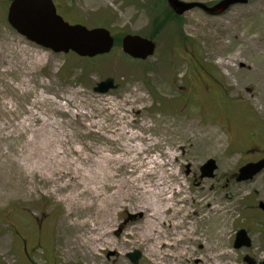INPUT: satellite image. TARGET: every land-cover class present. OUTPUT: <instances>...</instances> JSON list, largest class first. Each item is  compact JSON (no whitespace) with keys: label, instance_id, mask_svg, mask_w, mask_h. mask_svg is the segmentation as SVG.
Returning a JSON list of instances; mask_svg holds the SVG:
<instances>
[{"label":"rangeland","instance_id":"1","mask_svg":"<svg viewBox=\"0 0 264 264\" xmlns=\"http://www.w3.org/2000/svg\"><path fill=\"white\" fill-rule=\"evenodd\" d=\"M161 1L163 14L170 7ZM9 2L0 0V264H132L127 255L134 251L141 254L139 264H206L198 260L206 254L195 244L184 257H152L141 237L147 226L131 209L134 201L115 209L113 247L102 249L96 262L59 251L58 224L73 190L56 191L62 181L72 186L70 176L64 177L71 166L57 155L61 142L90 156L84 172L70 171L85 183L84 175H105L96 149L119 156L122 130L158 142L148 157L167 161L164 153L174 152L169 165L183 179L190 212L205 215L208 202L224 208L222 244L228 254L222 264H246V256L264 264V213L257 208L264 202V171L249 182L234 178L241 166L264 157V97L256 100L264 94V78L253 80L247 72L264 66V0L235 5L219 16L199 9L185 13L178 22L186 42L171 23L160 31L152 27L157 0H54L70 24L152 41L154 54L144 62L125 56L121 46L93 59L54 54L9 26ZM233 69L234 77L228 76ZM108 78L117 88L94 92ZM208 160L216 162L214 177L201 178ZM168 169H162L164 176ZM127 170L118 175L123 178ZM241 229L251 246L235 249ZM196 237L205 241L204 224Z\"/></svg>","mask_w":264,"mask_h":264},{"label":"bare ground","instance_id":"2","mask_svg":"<svg viewBox=\"0 0 264 264\" xmlns=\"http://www.w3.org/2000/svg\"><path fill=\"white\" fill-rule=\"evenodd\" d=\"M252 39L249 40L251 42ZM219 49L223 44L217 42ZM224 48V47H223ZM222 66H227L223 61ZM234 71L228 70V76L234 77ZM251 79L259 76L264 78V66L252 67L247 70ZM261 90V89H260ZM264 97L262 91L257 95L259 102ZM119 136H124L125 141L119 156L106 149H96L94 154L98 157V163L105 173L101 177L84 175L85 183H78L77 177L71 175V170L80 174L84 172L83 165L90 162L91 158L69 145L68 141L61 142L62 148L58 157L67 159L71 166L70 171L64 173V177L70 176L69 183L58 186L56 191L72 187V196H68V212L60 220L58 247L67 256H80L87 262L98 260L102 249L113 247L110 234L115 224L112 215L115 209L121 208L126 203L132 204V211L139 213L147 226L141 234L142 243H148L151 256L158 259L170 257H184L189 250V245H197L198 252L206 256L198 258L206 264H222L228 252L222 244L225 225L222 221L224 208L206 203L205 215L196 211L190 212L187 207L188 196L182 178L170 168L169 162L176 160L177 156L171 150L164 153L165 161L161 156L148 157V152L158 145L157 141L144 138L136 133L126 130L120 131ZM118 137V136H117ZM117 137H106L108 141L118 142ZM216 144L221 143L220 138H215ZM69 145L66 147L65 145ZM88 161V162H87ZM130 168L124 172L125 176H119L120 169ZM169 176H164L162 169ZM176 180H168L169 177ZM57 183V182H55ZM186 190V191H185ZM131 204L128 206L130 207ZM117 211V210H116ZM205 226V241L197 238L199 227ZM222 228L218 233V228ZM62 242V243H61ZM209 254L211 256H209Z\"/></svg>","mask_w":264,"mask_h":264},{"label":"water","instance_id":"3","mask_svg":"<svg viewBox=\"0 0 264 264\" xmlns=\"http://www.w3.org/2000/svg\"><path fill=\"white\" fill-rule=\"evenodd\" d=\"M170 8L178 16L200 9L210 16L225 13L235 5L247 4L249 0H221L212 6L204 3H187L181 0H166ZM7 22L18 34L55 54L70 52L81 58H95L109 54L114 46V39L106 28L88 29L83 25H71L57 15L52 0H12L7 11ZM122 52L134 60L144 61L152 57L155 44L138 35H126L122 39ZM117 86L110 78L99 82L94 92L106 94ZM217 166L214 160H208L200 167L201 178H213ZM264 171V159L247 163L238 169L236 182L253 180ZM258 209L264 211V202L258 203ZM133 218L129 216L128 219ZM251 240L247 232L239 230L235 235L234 248H249ZM141 254L138 251L129 253L127 257L132 264H139ZM246 264H256L253 259L244 257ZM262 264V263H261Z\"/></svg>","mask_w":264,"mask_h":264},{"label":"trees","instance_id":"4","mask_svg":"<svg viewBox=\"0 0 264 264\" xmlns=\"http://www.w3.org/2000/svg\"><path fill=\"white\" fill-rule=\"evenodd\" d=\"M162 5V1L161 0H157L156 5H155V10L153 12V18H152V27L156 30V31H160L165 24L171 23V28H176L175 31L173 32H179V34L181 35L182 39L186 42L189 39L183 37V33H182V29H181V25L178 21H180V17L176 16L174 14V12L170 9L167 8L164 10V13H160V7ZM158 12V13H157ZM178 30V31H177ZM115 38V47H120L121 45V36H114Z\"/></svg>","mask_w":264,"mask_h":264},{"label":"flooded vegetation","instance_id":"5","mask_svg":"<svg viewBox=\"0 0 264 264\" xmlns=\"http://www.w3.org/2000/svg\"><path fill=\"white\" fill-rule=\"evenodd\" d=\"M262 158H264V157H262Z\"/></svg>","mask_w":264,"mask_h":264}]
</instances>
